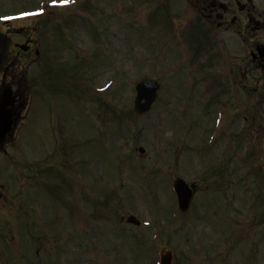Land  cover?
I'll list each match as a JSON object with an SVG mask.
<instances>
[{
	"label": "rangeland",
	"instance_id": "374dc122",
	"mask_svg": "<svg viewBox=\"0 0 264 264\" xmlns=\"http://www.w3.org/2000/svg\"><path fill=\"white\" fill-rule=\"evenodd\" d=\"M51 2L0 0V17L16 15L11 42L43 23L39 54L16 69L26 104L0 155L11 204L22 199L19 264H159L165 252L171 264H264V142L240 121L215 122L222 69L215 44L197 45L196 11L185 0ZM42 3L39 18L17 15ZM143 78L160 85L141 115ZM176 178L195 184L186 211Z\"/></svg>",
	"mask_w": 264,
	"mask_h": 264
},
{
	"label": "flooded vegetation",
	"instance_id": "af4514ba",
	"mask_svg": "<svg viewBox=\"0 0 264 264\" xmlns=\"http://www.w3.org/2000/svg\"><path fill=\"white\" fill-rule=\"evenodd\" d=\"M185 2L196 11L199 22L204 27V34H208L215 44V60L222 69L219 74L216 72L217 68L215 69V77L218 79L215 85H220L225 93L212 100L214 117L242 122L245 124L243 132L249 139L252 136L254 146H258L260 142H264V0ZM35 30L32 26L22 29L19 32L21 42H11L10 24H0V99L7 96L10 98L13 119L11 131L0 140V155L5 157L8 155L5 147L9 145L8 142L15 132V111L24 99V77L21 78L22 73L18 74L16 69L20 68L27 58L34 60L39 54L35 48L36 39L32 36ZM218 39L220 43L224 41V49ZM22 44L25 49H21ZM6 162L8 163L7 160H0L3 166L0 168V264H19L21 223L17 218L20 220L22 203L20 197L15 196L18 201L14 199L11 204L7 190L9 179L5 177ZM10 209L12 218L8 217L11 215ZM4 222L10 223L9 227L16 232L15 236L4 238Z\"/></svg>",
	"mask_w": 264,
	"mask_h": 264
},
{
	"label": "water",
	"instance_id": "95a60500",
	"mask_svg": "<svg viewBox=\"0 0 264 264\" xmlns=\"http://www.w3.org/2000/svg\"><path fill=\"white\" fill-rule=\"evenodd\" d=\"M136 96L134 99V110L137 113H144L149 110L150 106L154 102L157 96V90L159 88V84L154 79H143L137 84H135ZM9 104V100L2 99L0 101V138L10 130L11 126V114L7 109ZM140 152H143V149H139ZM174 189L177 195V202L179 209L182 211L186 210L190 197L192 196L191 188L188 187V184L185 183L182 179H177L174 182ZM129 223H133L137 225L139 221L133 216L129 215L127 217V221ZM170 255L166 253L161 257V264H170Z\"/></svg>",
	"mask_w": 264,
	"mask_h": 264
},
{
	"label": "snow or ice",
	"instance_id": "6c2138e0",
	"mask_svg": "<svg viewBox=\"0 0 264 264\" xmlns=\"http://www.w3.org/2000/svg\"><path fill=\"white\" fill-rule=\"evenodd\" d=\"M57 2V0H53V3H56ZM65 2H66V0H65ZM5 18H7V17H5Z\"/></svg>",
	"mask_w": 264,
	"mask_h": 264
}]
</instances>
